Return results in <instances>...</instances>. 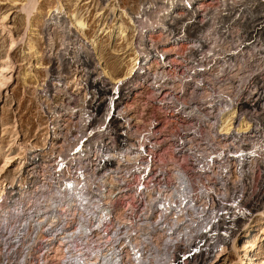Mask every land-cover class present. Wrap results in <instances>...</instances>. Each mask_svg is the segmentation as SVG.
<instances>
[{
  "label": "bare ground",
  "instance_id": "1",
  "mask_svg": "<svg viewBox=\"0 0 264 264\" xmlns=\"http://www.w3.org/2000/svg\"><path fill=\"white\" fill-rule=\"evenodd\" d=\"M54 12L57 13V18L52 19L56 27H61L62 24L54 21L64 17L66 19H73V22L69 20L71 28L73 25V28L74 26L76 27L75 30L80 28L85 29V23L75 14L65 11L64 9H55ZM122 22L123 21H116L114 29L105 33L112 41L127 40V26L125 27ZM67 27L64 28L67 29ZM61 28H63V26ZM61 32L64 37L66 33L63 31ZM63 44L64 46L67 45V43ZM28 50L36 58L38 57L33 39L30 40L28 44ZM127 60L128 64L126 61L124 62L126 70L122 78H111L109 71L102 65L103 68L101 67L102 70L100 71L103 72V76L108 77L112 82H117L118 80L125 81L131 71L130 65L131 61L133 62V58L129 57ZM85 67H88L87 63ZM85 69L86 68L82 69V71ZM88 72L83 74V76H86V83L84 84L82 81L84 86H76V89L79 88L77 91L79 92L82 90L84 94L82 98L79 99L82 102V109L79 113V129L76 128L81 132L79 135H82L79 141H82V138L85 136L86 141L83 144H80L78 141L76 144L70 145L68 135H70L71 128H67L66 126L63 130L61 122L65 119L62 120L63 118L59 114V109L50 110L49 108L52 107L47 105L46 109L48 110L47 112L50 111V125L52 127L43 138V141L48 142V147L46 153L41 156L43 163H40L42 170H40L39 174H33V172L30 171L31 168H28L29 166H39V162H28V160L35 161L33 160L34 158L30 159L31 157L25 155V149H27L28 146H19L16 153L14 152L15 155L13 157L7 156L1 163L0 247H2L1 245L6 240H3V238H5L4 234L12 236V239H14L16 243H19V247L16 248L15 251H11V255L10 253L4 254L1 249L0 264H4L6 260L12 259H16L20 264H32V259L30 258L37 260L36 264H170L171 260H179L181 256L186 254L185 251L182 252V249L185 250V247L190 242L189 240L193 238L196 239L197 236L195 235L200 234L198 238H204L207 241L208 238H211L208 236L212 234L209 233V235H207L206 232L207 227L211 226L214 222L210 219L212 215L211 212L214 210V200L212 199L213 197L216 199L217 205L218 202H221V205L224 201L227 202L224 197L222 198L220 196L218 200L216 196H214L215 191L213 184L215 183L213 182H215L214 180L218 179V177L220 179V177L224 175L223 173L227 172V168H230L232 162L242 166L243 161L237 159L228 162V160L225 159L226 156L222 154V150H219L215 159L209 163L207 159L210 158V156L207 154L206 148H204L200 153L201 159L199 161L202 167L198 168L200 164L197 165L198 171L196 170L197 172L193 175L189 176L185 171L180 169V167L178 168L174 159L171 158L168 164L174 167V169L171 171L168 169L169 172L167 171V174L164 173L163 175L168 176L171 180L173 179V184H165L163 181H160V179V182L153 184L151 187L148 186L149 180H151L153 176V172L151 171V178L144 180L140 188H138L140 184L138 178L142 172H140V168L136 166V163L143 158L140 152L136 150V146L142 145L139 144L141 136L144 142L143 144L150 146L152 144L151 138L154 137V131L151 132V134L149 132L148 135H144V132H139L132 124L133 121H136V118L129 117L126 108H124L123 111L125 116L122 117L124 124L127 122L129 130L134 128L137 131L130 133L128 130L125 131L124 135H120V137H118L119 139L114 137V142L119 145H116L113 149L104 150L103 134L98 133L99 131H96L97 129L95 126L90 128L89 118H85V114L87 106L97 101L96 96L98 92L104 91L103 93L105 94L106 92L109 93L110 87H107L108 84H105L102 80H100L99 84L97 79H90V74ZM53 80L55 82V90H57V84H60L59 80ZM191 85H194V83ZM167 88V91L170 93H165L163 98L159 97L163 93L150 94L151 97L150 100L148 99V102L154 105V108L163 112V109H159V107L169 103L167 107H169L170 112L174 111V114H176V112L181 113L185 105L186 108H188V106L192 108L188 115L185 112L183 115L186 114L189 118H196L202 115V113L199 115L200 113L197 111L200 110L193 106L194 103H196V94L194 95L190 92L188 97L189 101L185 103L175 98L176 95L173 94V92L177 89L171 86ZM52 91H54V89ZM58 91L55 92L59 93ZM177 93H179V90ZM66 106L68 108L63 110L71 115L73 107L69 104ZM69 107L72 109L69 110ZM221 114L222 111L218 115L219 117L217 116V119L222 120ZM203 115H206L208 118L207 120H210V116H208L207 112ZM192 120L193 119H191V121ZM199 120L201 121L200 118ZM194 121L195 123L197 122L196 119H194ZM202 121H204V118ZM129 123L132 126L131 129ZM118 127L124 128L122 119L119 120ZM241 129L242 128H238L237 131H242ZM73 130L76 132L75 127L73 128L72 126V132ZM195 132L193 134L197 133ZM206 134L209 139L212 138L210 141H214L219 149H223V146H225L223 141L224 138L221 137L228 134L227 125L221 127L217 133H208L207 131ZM181 137L180 135V138ZM55 139H62L60 145L61 151L59 153L62 163L58 173H55V168L50 167V163H44L50 162L53 153L52 148L55 147ZM183 140L186 141V139ZM78 144H80L79 148L74 150ZM101 144L103 146L100 148ZM157 144V142H154L153 149L158 148L159 144ZM117 146L120 147L117 148ZM195 150H197V148ZM98 152L104 154L99 155ZM195 154L198 153H194V158H196ZM18 158L22 160L19 161L17 167L13 171H10L14 160H18ZM260 158L264 161V154H261ZM168 164L162 165L168 166ZM111 167H113V169H111ZM228 173H230V170ZM228 173L226 174L227 176ZM240 173L241 171H239V175ZM115 174L119 175L120 178H115ZM32 175L34 177L33 180ZM169 178L168 180H170ZM132 179L133 182L130 183ZM219 181L220 180H218V182ZM225 184V188H227L228 182H222V186ZM121 189L125 190L123 195H128L130 197L129 199L132 201V204L128 207V212L125 213L124 211L122 212L121 207L115 205L116 202L114 201L116 200L112 201V194L114 196L113 192ZM225 192L226 189H224L223 193L225 194ZM211 193L212 198L210 200ZM223 193L221 194L223 195ZM121 196L122 195H120V198ZM137 200H141L143 203V209L140 210L141 215H139L137 210L132 208ZM219 211L220 210L215 211V217H217ZM249 212L250 211H248V213ZM244 215L246 214L244 213ZM244 215L243 217L245 218L246 216ZM235 221L234 219L232 222L228 223L231 229L232 226L235 225ZM225 224L226 223H223V226ZM217 227H213L215 228L213 231L217 232ZM250 227L251 226L248 227L242 243L239 244L238 247H236V245L233 246L238 256V264H252V259L249 254L253 247L252 237H250L249 233ZM262 235H264V232ZM225 237L218 238H222L224 241L226 240ZM229 238L231 237H228V239ZM39 245H41V251H43V253L37 258H34V250ZM182 246L184 247L182 248Z\"/></svg>",
  "mask_w": 264,
  "mask_h": 264
},
{
  "label": "built area",
  "instance_id": "2",
  "mask_svg": "<svg viewBox=\"0 0 264 264\" xmlns=\"http://www.w3.org/2000/svg\"><path fill=\"white\" fill-rule=\"evenodd\" d=\"M129 23V54L133 62L128 78L110 82L101 71L97 77H92L99 84L100 80L108 84L110 92H98L97 101L87 106L85 118H89L90 128L95 126L96 131L103 134L104 150L113 149L119 145L114 142V137L118 138L129 130L122 118L124 108L129 117H133V103L139 94L163 93L159 96L163 97L167 87L171 86L179 89L178 97L184 101L190 92L196 94L193 106L207 112L214 133L227 125L228 134L221 137L224 138L223 149L210 141L212 138L209 139L205 132V121L182 123L181 130H178L182 137L197 132V148H206L209 163L219 150L228 162L243 161L237 169L243 174L241 180L235 184L227 180L228 185L234 186L231 196L227 197L228 202L224 201L222 205L218 202L211 212L210 219L214 222L206 232L212 234L208 236L211 238L207 241L198 238L200 234L195 235L196 239L192 237L185 250L182 249L186 254L170 263L212 264L216 253L223 246L227 249L230 243L227 235L241 231V227L233 230L230 226H222L223 218L226 224L235 219L239 226L245 219L244 213L248 215L251 211L249 213L254 214L257 205L258 208L262 205L260 201V205L256 203L254 208L253 204H245L247 195L249 202L257 198L264 201V167L260 168V155L264 154V0H144L135 10H129ZM81 109L80 102L72 110L80 113ZM221 111L222 120L217 119ZM120 119L124 128L118 127ZM156 122H151V129L157 126ZM71 125L69 123L67 128ZM238 128L242 131H237ZM81 136L76 132L71 135L70 145L76 144ZM85 141L86 136L79 142L83 144ZM61 142L62 139H55L50 162H44L50 163L55 173L60 171L62 163L59 157ZM143 143L141 136L139 144L142 145L136 146L143 158L136 163L142 172L138 188L144 180L151 178L156 159V154L150 153L151 147ZM180 144L179 156L181 166H184L188 147L183 142ZM34 159L39 166L30 171L39 174L43 161L37 153ZM228 172L229 167L224 174ZM257 172L262 173L260 183L256 181ZM241 185L243 192L240 191ZM216 210H220L217 217ZM218 222V231H213ZM218 233L222 238L226 236V240L219 239Z\"/></svg>",
  "mask_w": 264,
  "mask_h": 264
},
{
  "label": "rangeland",
  "instance_id": "3",
  "mask_svg": "<svg viewBox=\"0 0 264 264\" xmlns=\"http://www.w3.org/2000/svg\"><path fill=\"white\" fill-rule=\"evenodd\" d=\"M142 1L144 0H0V167L3 159L7 156L13 157L17 149H19V146H28V148L25 149V155L31 157L30 159L35 158L36 153L39 154V156L46 153L48 142L43 141V138L52 127L50 125V111L47 112L48 110L46 109L47 105L52 107L49 108L50 110L59 109L58 111L63 118L62 120L65 119L63 123H61L63 130L65 128L64 126H67L69 123L71 124V122L72 125L75 124L77 125V128L79 127V112H71L70 115V113L68 114L67 111L63 109L68 108L66 106L67 103L72 104V107H76L81 102L79 99H81L84 94L82 90L78 92L77 90H79V88L76 89V86L79 85L83 87L86 83V76H83L84 73L89 71V77L90 79H93L92 77H97L100 70L105 67L109 71L111 78L119 79L123 77V73L126 70L124 62L126 61L128 64L127 59L131 56H129L131 31L129 10H135ZM55 9H64L65 11L75 14L85 23V29L80 28L75 30L76 27L74 26L73 28V25L71 28L69 20L73 22V19H66L64 17L61 19L58 18L54 21L62 24L63 28H61L62 26L56 27L53 23V19L57 18V13L54 12ZM116 21H123V25L125 27L127 26L128 37L127 40H124L125 42L122 40L112 41L109 36L105 35L106 32L114 29ZM64 27H67V29ZM61 31L66 33L64 34V37ZM32 39L35 43V50L38 55L37 58L28 50V44ZM63 43H67V45L64 46ZM86 63L88 64V67H85ZM84 68L86 69L82 71ZM106 78L108 79V77ZM53 79L59 80L60 84H57V90H55V82ZM110 82L112 81L110 80ZM53 89L54 91H52ZM178 90L179 89L173 92V94L176 95V97H174L178 98L180 101L188 103L189 98L184 101V98L178 97ZM55 91H58L59 93ZM165 93L170 92L166 91ZM150 94V92L141 93L134 100V113L132 116L133 118H136V121H133L132 124L139 132H144L143 134L148 135L149 132L151 134V132L154 131V137L151 138L152 146L150 145V147L152 150H150V153L156 154V159L153 163L154 170L152 171V181L149 180L148 186L151 187L153 184L160 181L170 185L173 184V179L171 180V178L164 176L163 174H167V171L169 172V170L171 171L174 169V167H171L168 164V161L171 158L174 159L177 167H180V169L185 171L189 176L193 175L198 171V168L202 167L199 163L202 149L199 150L196 146L197 142L195 138L197 133L195 132L196 134H193L192 136L181 137V139L178 130L182 127V123L192 124L194 119H196V123H200L204 118V124L206 126L205 131L207 130L208 133H213V123H211V120H207V116L203 115L205 113L201 111H197L200 113L199 115L202 113L200 117H187L186 114L188 115L192 107L188 106V108H186L185 105L181 112L182 114L180 112H176V114H174V111L170 112L169 107H167L169 103L159 107V109H163L162 112L154 108V105L148 102L151 97ZM70 109L72 108L69 107V110ZM184 112L186 113L184 114L185 116L183 115ZM191 119L193 120L191 121ZM154 120L155 122L157 121V126H155L153 130L151 129V121L153 122ZM71 126L70 135H68L69 137L74 134ZM76 127L75 129L77 133L79 131ZM131 128L132 126L130 124V129ZM136 129L132 128L129 132H135L137 131ZM191 130L192 128L190 131ZM77 134L79 135L81 132ZM183 139H186V141ZM181 140L185 145L187 144L188 147V153L185 155L186 163L184 166H181L182 160L179 156ZM154 142L159 144H157V149H153ZM196 148L197 150H195ZM194 153H198L195 154L196 158H194ZM21 160V158L14 160L10 171H13ZM28 162L34 163L35 161L28 160ZM261 162L260 168L264 167V161L261 160ZM162 164H168V166H163ZM199 164L200 166L197 168V165ZM33 167L34 166H29L28 168L33 169ZM238 167L239 165L232 162L228 176L223 173L224 175H222L220 179L218 177V179L214 180V196H216L217 199L221 196L228 202L227 197L231 196L229 193L233 191L234 186L232 187L228 185L227 189L225 188L226 184L222 186V182L226 183L227 180L231 181L232 184H235L237 181L239 182L243 177V174L241 172L239 175V171L237 170ZM111 169H113V167H111ZM261 174L262 173L259 172L256 173V181L258 183H260V178H262L259 176ZM114 177L120 178V176L116 174ZM168 178L170 180H168ZM33 179L34 177L32 180ZM165 180L168 181L166 182ZM218 180L220 181L218 182ZM132 182L133 179L130 183ZM241 187L240 191L243 192V185H241ZM223 188L226 189L225 194L223 193ZM121 190L113 192L115 197L112 194V201L116 200L114 201L116 202L115 205L121 207L122 212L124 211L125 213L128 212V207L132 204V201L129 199L130 197L128 195H123L125 190ZM119 193L123 197L121 196L120 198ZM212 193L210 195V200L212 198ZM221 193H223V195ZM212 200H214L213 205L216 206V199L213 197ZM259 201L262 205L259 208L257 205L254 209L256 213H248V215L243 214L246 217L239 226L237 225L238 221H235V225L232 226V229L235 230L238 227L239 230L241 227V231L236 232L235 235L227 236L231 237L229 238L230 243L228 244L227 249L223 246V249L214 256L212 264H238V256L233 246L236 245V247H238V245L242 243L249 226H251L249 233L250 237H252L253 243V247L249 252L252 264H264V235H262L264 232V201L257 198L255 201L249 202V197L247 195L245 204L249 203V206L250 204H253L252 206L254 208L255 204L259 203ZM132 208L137 210L139 215H141L140 210L143 209V203L141 200H137ZM223 223H226L224 218L221 222L222 226ZM217 224L220 225V222ZM219 225H216V227ZM225 225L229 226V224ZM217 235L219 236L220 233ZM4 237L3 240H6L4 241L5 244L3 243L4 245L2 244V247H0V255L1 249L4 254L10 253L11 255V251H15L16 248L19 247V243H16V241L12 239V236L4 234ZM183 247L184 246H182V248ZM41 249V245H39L34 250V258H37L43 253ZM30 259H32V264L37 263V260H34L33 258ZM4 264L20 263L16 259H12L6 260Z\"/></svg>",
  "mask_w": 264,
  "mask_h": 264
}]
</instances>
